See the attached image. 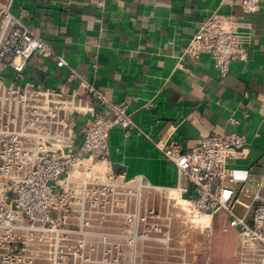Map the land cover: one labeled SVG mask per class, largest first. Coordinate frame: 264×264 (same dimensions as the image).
<instances>
[{
  "label": "built area",
  "instance_id": "1",
  "mask_svg": "<svg viewBox=\"0 0 264 264\" xmlns=\"http://www.w3.org/2000/svg\"><path fill=\"white\" fill-rule=\"evenodd\" d=\"M239 7L255 13L258 0ZM247 26L213 13L186 54L209 55L224 76L246 60ZM34 57L68 68L71 93L25 81ZM7 71L10 83L2 79ZM96 101L109 115L96 111ZM77 115L89 116L81 133L72 125ZM116 126L134 127L126 105L107 101L0 4V264H216L198 257L189 238L210 245L219 213L222 231L238 239L234 264H264V155L256 170L238 166L248 156L244 136L209 134L190 149L171 141L163 154L178 184L163 187L114 171L108 138ZM203 216L209 223H196Z\"/></svg>",
  "mask_w": 264,
  "mask_h": 264
},
{
  "label": "crops",
  "instance_id": "2",
  "mask_svg": "<svg viewBox=\"0 0 264 264\" xmlns=\"http://www.w3.org/2000/svg\"><path fill=\"white\" fill-rule=\"evenodd\" d=\"M0 4L107 101L126 105L134 127L127 131L116 126L108 138L115 172L176 187L177 168L163 149L171 141L190 149L202 136L224 133L245 137L248 156L236 164L257 169L264 155V0H258L259 9L251 14L242 13L239 0H0ZM213 13L233 14L248 24L243 30L250 38L246 60L233 62L224 76L209 55L194 59L186 54L190 39ZM23 74L25 81L51 91L63 87L70 94L76 87L67 81L69 69L58 68L51 59L32 58ZM94 105L97 112L109 115L103 103ZM87 118L72 117L78 133ZM181 182L189 187L186 180ZM219 215L212 228L222 235ZM228 233L238 245L236 233ZM193 235L197 238L193 247L199 249L201 238ZM214 252L211 241L204 253L216 263ZM232 262L228 254L219 263Z\"/></svg>",
  "mask_w": 264,
  "mask_h": 264
},
{
  "label": "rangeland",
  "instance_id": "3",
  "mask_svg": "<svg viewBox=\"0 0 264 264\" xmlns=\"http://www.w3.org/2000/svg\"><path fill=\"white\" fill-rule=\"evenodd\" d=\"M2 79L5 80V83H10V72L7 71L4 76L2 77ZM222 214V213H219ZM217 216H220V215ZM223 216V214H222ZM218 222V226L219 229L221 228V222L218 221V219H216ZM217 226V225H216ZM217 226V227H218ZM217 235V232L215 231L212 235V239L211 241L213 243H215V252L214 254L212 253V256L215 257V262L216 264H224V263H219V262H223L225 255L231 254L232 259H233V264L235 262V255H236V251H237V242H235V236H231L228 232H223L222 231V235ZM201 239H199L200 241H197L199 244V249H198V253L200 254L198 257H202L205 256V247L207 246L206 240L205 238L202 236L200 237ZM192 239L194 242V239L197 240V238H195V235H193ZM191 240H189V244H190ZM187 243V242H185ZM188 244V243H187ZM188 244V245H189ZM197 244V243H196ZM214 246V244L212 245V247ZM214 251V250H213ZM194 256H196L194 254ZM231 263V264H232ZM118 264H144V263H134V262H119Z\"/></svg>",
  "mask_w": 264,
  "mask_h": 264
},
{
  "label": "bare ground",
  "instance_id": "4",
  "mask_svg": "<svg viewBox=\"0 0 264 264\" xmlns=\"http://www.w3.org/2000/svg\"><path fill=\"white\" fill-rule=\"evenodd\" d=\"M196 220V223H202V224H204V223H209V218L208 217H201V218H197V219H195Z\"/></svg>",
  "mask_w": 264,
  "mask_h": 264
}]
</instances>
